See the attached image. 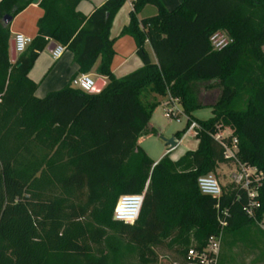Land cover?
<instances>
[{"label": "trees", "instance_id": "trees-1", "mask_svg": "<svg viewBox=\"0 0 264 264\" xmlns=\"http://www.w3.org/2000/svg\"><path fill=\"white\" fill-rule=\"evenodd\" d=\"M81 1L41 0L37 33L11 62L10 25L1 19H13L32 0H0V264H158L155 248L164 242L187 264L189 248L219 236V218L230 234L261 224L264 178L254 219L243 211L244 189L233 185L215 199L200 193L197 179L230 163L222 142L233 138L239 160L264 175V0H182L173 9L132 0L119 36L134 39L142 66L120 78L111 70L110 28L126 0H107L88 17L76 10ZM146 5L156 14L138 20ZM217 30L232 40L221 50L209 41ZM50 41L72 53L78 70L38 98L28 74ZM89 73L105 79L100 92L72 86ZM210 95L212 116L195 119ZM169 97L198 124V144L176 160L167 152L155 162L137 141L157 135L149 121ZM223 128L230 134L217 141ZM141 193L133 224L113 219L120 196Z\"/></svg>", "mask_w": 264, "mask_h": 264}, {"label": "built area", "instance_id": "built-area-1", "mask_svg": "<svg viewBox=\"0 0 264 264\" xmlns=\"http://www.w3.org/2000/svg\"><path fill=\"white\" fill-rule=\"evenodd\" d=\"M14 43V50L16 55H19L25 51L27 46L31 43L32 38L25 36L22 33H14L12 37ZM211 47L214 50H221L232 42L231 38L222 30L215 31L209 38ZM65 48L62 45L57 44L51 51V56L54 60H57L63 54ZM95 80L89 74H79L72 80V86L87 93H91L95 85ZM164 106V112L166 118L170 121L179 122L181 117H186L189 122L188 131H192L194 136V130L198 128V124L191 120L189 116L183 111L182 107L178 104L177 99L167 98L162 103ZM223 128L218 129L214 138L217 141H221L224 137L230 133H224ZM230 130V129H229ZM223 155L225 159L235 167L233 173V185L244 189L248 195V201L243 207V211L249 217L254 219V211L259 207V201L256 199L258 195V188L261 185V181L264 175L256 167L242 163L238 156L237 139L233 138L229 143L222 142ZM171 149L168 147L167 152ZM198 189L201 194L208 195L215 199H219L222 194V189L217 178L211 174H205L197 179ZM144 193L139 195H123L120 196L115 204L113 210V219L121 221L125 224H133L138 216L143 203ZM222 214L227 215L226 210L222 211ZM221 226V232L219 236H211L208 238L207 244L200 250L189 248L187 251V264H216V255L220 246V237L223 231V227L226 225L224 219L219 218Z\"/></svg>", "mask_w": 264, "mask_h": 264}, {"label": "crops", "instance_id": "crops-1", "mask_svg": "<svg viewBox=\"0 0 264 264\" xmlns=\"http://www.w3.org/2000/svg\"><path fill=\"white\" fill-rule=\"evenodd\" d=\"M40 1L41 0H32V2L24 10H22L12 19L9 26L12 37L14 33H22L30 38H33L36 35L37 33L36 23L37 20L43 14L42 9L39 7ZM106 1L107 0H83L77 5L76 10L85 17H88L96 8L101 6ZM161 1L167 9H173L182 0H161ZM131 9H132V0H126L125 3L117 12V14L115 15L110 28V37L115 39L113 43L114 57L111 65V70L113 75L117 78L123 77L142 66V62L136 53V44L134 39L129 35L119 36L122 28L126 26L129 22V12L131 11ZM155 14H156L155 7L152 5H146L137 14V18L138 20H141L143 18H147ZM51 43H55V45H57L56 42L50 41L47 47H50ZM47 47L42 52H40L38 58L36 59L32 69L28 74L29 78L37 84L35 96L38 98H43L49 92L61 89L70 81L71 77L78 70L77 65L73 62V55L69 50L65 49L61 57L57 60H54L51 56V51L53 49L48 51ZM145 49L148 53L150 60L152 62H156L154 53L148 42L145 43ZM17 56L18 55H16V58ZM89 75L92 78L97 77L95 73H89ZM100 78L104 79L103 77ZM149 128L152 127L149 125ZM187 136H190L195 139V148L191 149V150H195L198 141L196 140L192 131L186 132L179 140L178 145L181 144V141L187 138ZM140 140L141 139L139 138L137 143L142 148ZM176 147L169 151L170 157L173 160H176L185 151H187L184 150L179 156L174 158L171 156V151L175 150ZM143 150L147 151L145 149ZM164 155H162V157ZM162 157L160 156V158ZM158 159L159 157L153 161L156 162L158 161Z\"/></svg>", "mask_w": 264, "mask_h": 264}, {"label": "rangeland", "instance_id": "rangeland-1", "mask_svg": "<svg viewBox=\"0 0 264 264\" xmlns=\"http://www.w3.org/2000/svg\"><path fill=\"white\" fill-rule=\"evenodd\" d=\"M264 51V46H263ZM95 77L94 79L99 78ZM214 95L209 96V101L213 103ZM203 100L204 97H203ZM246 97L243 96L240 106L244 107ZM193 116L198 120H206L212 116L211 108L204 106L194 111ZM187 118L181 117L179 122L170 121L165 116L163 104L158 106L152 113L149 125L157 131V135L146 133L140 137L142 149L151 160L167 152L169 146H165V141L174 137L176 132L186 127ZM230 133L229 129H224V133ZM195 148V139L187 136L181 141L175 150L171 151L172 157L179 156L184 150ZM235 167L231 163L218 164L213 174L220 183L222 191H226L233 186V173ZM158 264H185L184 257L180 255L175 247H168L167 242L155 248ZM216 264H264V217L261 224L252 226L242 233L230 234L222 231L220 246L216 255Z\"/></svg>", "mask_w": 264, "mask_h": 264}, {"label": "water", "instance_id": "water-1", "mask_svg": "<svg viewBox=\"0 0 264 264\" xmlns=\"http://www.w3.org/2000/svg\"><path fill=\"white\" fill-rule=\"evenodd\" d=\"M12 21V18L10 16H4L2 19H1V23L4 25V26H8L10 25ZM55 43H51L50 44V47H47V50L50 51L51 49H53L55 47ZM16 59V53H15V50H14V43H13V40H11L10 42V61L11 62H14ZM106 82L104 79L102 78H97L95 80V85L93 87V89L91 90V93H98L100 92L104 86H105ZM203 105L204 106H212L213 103L209 101V98H206L203 102ZM179 143V140L176 139L175 137L169 139L167 141V144L169 146L170 149H174Z\"/></svg>", "mask_w": 264, "mask_h": 264}]
</instances>
